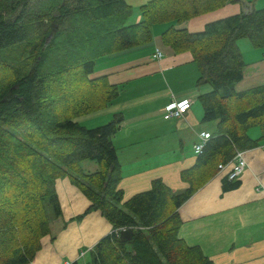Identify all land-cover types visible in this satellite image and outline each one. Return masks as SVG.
Wrapping results in <instances>:
<instances>
[{
  "label": "trees",
  "instance_id": "1",
  "mask_svg": "<svg viewBox=\"0 0 264 264\" xmlns=\"http://www.w3.org/2000/svg\"><path fill=\"white\" fill-rule=\"evenodd\" d=\"M236 2L149 0L139 7L140 20L130 22L134 9L127 0H0V264L34 260L62 215L56 181L63 177L90 200L86 212L99 210L113 226L89 264H214L179 236V208L220 164L264 140V84L236 89L246 66L239 40L264 47V7L212 20L199 31L183 24ZM157 24L167 25L163 43L189 52L197 82L210 85L198 98L204 120L217 121V129L196 163L181 172L184 190L156 178L125 200L112 141L123 115L96 127L78 118L119 95L107 75L91 77L97 59L150 42ZM255 126L256 139L248 134ZM84 160L99 167L85 171ZM238 185L226 177L223 188ZM127 228L133 235L124 241L120 233Z\"/></svg>",
  "mask_w": 264,
  "mask_h": 264
},
{
  "label": "crops",
  "instance_id": "2",
  "mask_svg": "<svg viewBox=\"0 0 264 264\" xmlns=\"http://www.w3.org/2000/svg\"><path fill=\"white\" fill-rule=\"evenodd\" d=\"M236 3L241 6L239 12L264 7L260 6L264 0ZM222 12L220 17L237 13L238 8ZM135 15L134 22H138L139 8ZM196 19L187 21L188 28ZM166 27L155 25L153 39L146 44L100 57L91 75H107L119 85L118 97L99 112H104L105 119L115 113L123 115L112 141L121 163L119 187L125 200L150 189L156 178L163 179L175 192L184 190L188 183L182 180L181 172L196 163L195 143L201 133L213 135L217 129V121L204 120L198 98L211 87L197 82L199 72L189 52L175 53L163 43ZM247 40H239L246 66L243 79L236 85L238 91L264 84V47L255 48ZM157 48L163 53L160 58L155 57ZM187 99L191 107L183 117L165 118L170 104ZM248 134L259 138L260 128L252 127ZM243 151L247 168L236 180V188L224 190L230 166H218L216 174L179 208V236L189 245L200 246L214 264H264V140ZM56 190L62 215L52 221L51 233L42 238L41 249L29 264L77 260L89 264L95 245L113 231V226L99 210L86 212L90 200L68 177L57 179Z\"/></svg>",
  "mask_w": 264,
  "mask_h": 264
},
{
  "label": "rangeland",
  "instance_id": "3",
  "mask_svg": "<svg viewBox=\"0 0 264 264\" xmlns=\"http://www.w3.org/2000/svg\"><path fill=\"white\" fill-rule=\"evenodd\" d=\"M127 1H128L129 4H131L133 6L134 13H133V15L130 18V22H134V20H135L134 17L136 16L135 14H137L139 6L145 4L149 0H127ZM260 6H264V5H260ZM234 7L238 8V12H239V9H241V6H239V4H237V3L236 4L235 3H233V4L229 3V4H226L225 6L220 7L218 9L214 10V11L202 14V16H199V17L197 16L198 17L197 19L194 17V19H196V20H194V24L191 25V27H189V28L193 27L194 30L188 28V26H187L188 22H185L184 24L183 23L182 24H183V26L186 25L185 27H187L191 31H199V30L204 28V25L207 22L222 18V17H220V16H222L220 14H221L223 9L233 10ZM259 8H263V7H259ZM228 14H230V13H228ZM233 14H235V13H233ZM230 15H232V14H230ZM227 16H229V15H227ZM247 41H248V43H250L249 40H247ZM99 111H101V110H99ZM99 111H97L96 113L94 112L93 114H91V113L87 114V115H85L83 117L81 116V117H79L80 120H79V118H78V120L81 121V122H84L85 124H89L88 126H91V127H93L94 125L96 127V126L105 124V122L107 120L108 121L106 123H108L110 121V119L112 120L111 117H109V119H105L104 112H99ZM94 119H95V121H94ZM81 166L85 169V171H89V170L94 171V170H96L99 167V164L97 162H95V161H92V160H84V161L81 162Z\"/></svg>",
  "mask_w": 264,
  "mask_h": 264
},
{
  "label": "built area",
  "instance_id": "4",
  "mask_svg": "<svg viewBox=\"0 0 264 264\" xmlns=\"http://www.w3.org/2000/svg\"><path fill=\"white\" fill-rule=\"evenodd\" d=\"M162 52L157 48L155 52V57L160 58ZM191 107V100L187 99L181 103H172L166 108L165 118L178 117L181 118ZM210 133L204 132L200 134V141L195 143L194 149L197 154L202 153L203 148L207 140L210 138ZM230 166L229 171L227 172V177L230 180L236 181L247 168V159L245 157V151L238 150L233 158L228 164H220V169H225ZM71 262H65L63 264H70Z\"/></svg>",
  "mask_w": 264,
  "mask_h": 264
},
{
  "label": "water",
  "instance_id": "5",
  "mask_svg": "<svg viewBox=\"0 0 264 264\" xmlns=\"http://www.w3.org/2000/svg\"><path fill=\"white\" fill-rule=\"evenodd\" d=\"M132 235H133V230L131 228L123 229L121 230L120 233V236L124 241L129 240Z\"/></svg>",
  "mask_w": 264,
  "mask_h": 264
}]
</instances>
